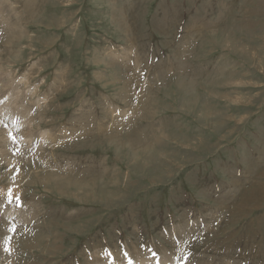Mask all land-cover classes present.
Wrapping results in <instances>:
<instances>
[{
	"label": "rangeland",
	"instance_id": "374dc122",
	"mask_svg": "<svg viewBox=\"0 0 264 264\" xmlns=\"http://www.w3.org/2000/svg\"><path fill=\"white\" fill-rule=\"evenodd\" d=\"M157 258L264 264V0H0V264Z\"/></svg>",
	"mask_w": 264,
	"mask_h": 264
},
{
	"label": "snow or ice",
	"instance_id": "6c2138e0",
	"mask_svg": "<svg viewBox=\"0 0 264 264\" xmlns=\"http://www.w3.org/2000/svg\"><path fill=\"white\" fill-rule=\"evenodd\" d=\"M8 125L5 124V128H7ZM8 136L12 139L13 143L16 142L17 137L10 131L8 132ZM15 202L18 207L22 206V201L20 200L19 196H13L12 191H8V203ZM12 231H15V226L12 227ZM108 255H111V253H108ZM155 255V253H153ZM157 264H158V258H157Z\"/></svg>",
	"mask_w": 264,
	"mask_h": 264
},
{
	"label": "bare ground",
	"instance_id": "6f19581e",
	"mask_svg": "<svg viewBox=\"0 0 264 264\" xmlns=\"http://www.w3.org/2000/svg\"><path fill=\"white\" fill-rule=\"evenodd\" d=\"M9 107V106H8ZM5 154H6V152H5ZM8 154V153H7ZM8 158V157H7Z\"/></svg>",
	"mask_w": 264,
	"mask_h": 264
}]
</instances>
